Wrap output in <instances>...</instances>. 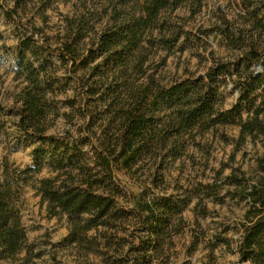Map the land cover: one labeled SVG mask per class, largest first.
<instances>
[{
	"label": "trees",
	"instance_id": "trees-1",
	"mask_svg": "<svg viewBox=\"0 0 264 264\" xmlns=\"http://www.w3.org/2000/svg\"><path fill=\"white\" fill-rule=\"evenodd\" d=\"M9 1L8 7L0 5L4 19L19 24L28 20L14 55L15 77L24 86L15 100L16 120L8 128L0 122V136L12 150L32 146V151L24 169L11 168L6 161L0 167V264L30 260L21 193L43 170L50 176L37 180L34 188L50 217L66 219L65 247L109 259L110 253L118 254L112 264H153L181 231L183 208L196 195L148 188L133 195L118 175L147 165L150 182L158 188L163 172L182 159L196 138L219 127L236 126L240 140H257L264 149V0H234L240 25L223 21L216 29L238 56L166 85L146 76L143 65L155 50L172 52L184 34L171 14L181 7L197 13L204 0H108V20L100 31L92 11L66 17L55 47L45 35L38 39L41 30L34 19L46 22V12L59 0ZM28 6L34 9L31 17L26 15ZM54 55L69 63L74 74L81 72L77 80L82 121L75 135L47 134L58 115ZM229 84L237 97L224 109ZM256 173L252 183L234 173L226 178L229 185L240 187L232 194L245 205L236 253L247 264H264V152L256 159ZM199 185L202 191L193 194L222 203L215 184ZM200 207V214H206L201 198L195 205ZM226 241L215 237L211 253Z\"/></svg>",
	"mask_w": 264,
	"mask_h": 264
},
{
	"label": "rangeland",
	"instance_id": "rangeland-1",
	"mask_svg": "<svg viewBox=\"0 0 264 264\" xmlns=\"http://www.w3.org/2000/svg\"><path fill=\"white\" fill-rule=\"evenodd\" d=\"M108 3V0H59L46 12V22L34 19L41 30L38 39L41 41V36L45 35L55 47L63 35L65 18L86 15L88 11L95 13V28L100 31L108 20L104 12L109 11ZM0 5L8 7L10 1H1ZM238 11L234 0H204L200 11L194 14L187 7L176 10L170 19L183 29L184 34L180 36L172 52H152L143 65L145 75H152L160 84L166 85L175 80L203 74L215 61L233 60L240 52L228 46L216 29L223 26V21L240 25ZM2 13L0 8V122L8 128L16 120L14 113L18 105L15 100L24 86L22 80L15 77L14 55L18 36L25 29L24 24L28 20L22 19L19 24L15 20H5ZM33 13L34 9L28 6L27 17H31ZM260 40V49L264 50V38ZM51 61V69L58 78L54 80L58 115L49 123L47 134L62 135L69 131L75 135L82 121L78 106L83 98H80L77 80L81 72L74 74L71 65H64L56 55ZM224 95L223 108L228 109L234 103L237 91L229 84ZM12 149L9 142L0 136V167L4 161L11 168L19 170L30 165L32 146ZM263 152L259 141H252L250 138L240 140L238 127H219L198 136L182 159L175 161L163 172V184L158 188H154L150 182L151 170L147 165H141L135 172L118 175L122 185L133 195H139L145 188L155 193L196 195L183 208L181 231L172 237L171 245L154 259L153 264H181L188 260L194 264H247L241 262L236 253L238 223L243 220L245 205L232 194L237 186L229 185L226 178L234 173L238 177L244 176L252 183L257 176L256 159ZM49 176L50 173L43 170L22 188L21 218L28 241L32 245L28 264H112L118 254L110 253V259L108 256L84 255L76 248L62 244L68 230L67 221L64 217H50L45 203L41 202L34 188L37 180ZM199 184H215L222 203L205 199L202 194H193L195 191H202ZM200 198L206 210L204 215L200 214L201 207L198 210L195 208ZM127 200L128 198L123 200V203ZM215 237L226 239L227 244H219L211 253L210 243L215 241ZM195 243L196 246H193ZM23 256L24 254L20 255Z\"/></svg>",
	"mask_w": 264,
	"mask_h": 264
},
{
	"label": "water",
	"instance_id": "water-1",
	"mask_svg": "<svg viewBox=\"0 0 264 264\" xmlns=\"http://www.w3.org/2000/svg\"><path fill=\"white\" fill-rule=\"evenodd\" d=\"M258 68V67H257Z\"/></svg>",
	"mask_w": 264,
	"mask_h": 264
}]
</instances>
